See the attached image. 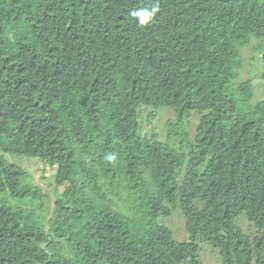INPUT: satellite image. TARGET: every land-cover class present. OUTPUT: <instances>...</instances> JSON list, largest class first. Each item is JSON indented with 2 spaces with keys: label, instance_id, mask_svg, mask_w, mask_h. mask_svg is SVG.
Returning a JSON list of instances; mask_svg holds the SVG:
<instances>
[{
  "label": "trees",
  "instance_id": "obj_1",
  "mask_svg": "<svg viewBox=\"0 0 264 264\" xmlns=\"http://www.w3.org/2000/svg\"><path fill=\"white\" fill-rule=\"evenodd\" d=\"M250 45L264 68V0H0V264H201L203 243L264 264V100L237 81ZM145 107L175 111L177 145L141 134ZM10 154L54 168L48 217ZM173 208L186 240L159 220Z\"/></svg>",
  "mask_w": 264,
  "mask_h": 264
},
{
  "label": "rangeland",
  "instance_id": "obj_2",
  "mask_svg": "<svg viewBox=\"0 0 264 264\" xmlns=\"http://www.w3.org/2000/svg\"><path fill=\"white\" fill-rule=\"evenodd\" d=\"M242 54L244 57V64L243 68L240 70L237 81L240 82L251 79L254 83V101L264 100V68L260 60L261 53L255 49L254 45H250L242 48ZM151 113H153V115H151ZM198 121L199 116L197 113H194L187 122V129L191 137L195 134ZM178 124L180 125L176 113L172 108L166 107L154 110L153 108L145 107L142 110L141 134L144 136L151 137L154 134L159 140L177 145L178 137L173 135L172 138H169V133L170 129L175 130ZM8 158L24 167L28 171L26 180L32 182L33 185L40 186L43 192L48 195V197L44 199L46 210L42 213L48 217L56 197V185L53 179L54 168L33 157H17L10 154ZM188 167L189 163L186 159L179 170V180L183 178ZM114 207H117L116 204ZM119 208L123 212L129 213L126 204L120 202ZM159 220L173 230L178 240H186L189 238L185 228V217L180 208H173L169 215L162 214ZM238 224L247 235H253L256 232L255 227L244 216L238 219ZM200 261L201 264H221L219 252L206 243H203L201 246Z\"/></svg>",
  "mask_w": 264,
  "mask_h": 264
},
{
  "label": "clouds",
  "instance_id": "obj_3",
  "mask_svg": "<svg viewBox=\"0 0 264 264\" xmlns=\"http://www.w3.org/2000/svg\"><path fill=\"white\" fill-rule=\"evenodd\" d=\"M158 11L157 7H152L151 9L143 8L139 10H135L132 12L134 17L138 18V23L143 26L147 25L152 18V16Z\"/></svg>",
  "mask_w": 264,
  "mask_h": 264
},
{
  "label": "bare ground",
  "instance_id": "obj_4",
  "mask_svg": "<svg viewBox=\"0 0 264 264\" xmlns=\"http://www.w3.org/2000/svg\"><path fill=\"white\" fill-rule=\"evenodd\" d=\"M239 5V4H238Z\"/></svg>",
  "mask_w": 264,
  "mask_h": 264
}]
</instances>
